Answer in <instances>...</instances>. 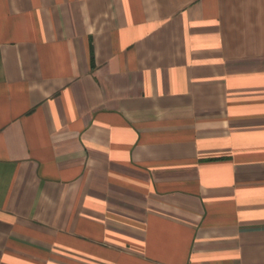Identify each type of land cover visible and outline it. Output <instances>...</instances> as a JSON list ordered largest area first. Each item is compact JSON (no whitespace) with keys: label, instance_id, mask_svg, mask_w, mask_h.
I'll list each match as a JSON object with an SVG mask.
<instances>
[{"label":"crops","instance_id":"obj_1","mask_svg":"<svg viewBox=\"0 0 264 264\" xmlns=\"http://www.w3.org/2000/svg\"><path fill=\"white\" fill-rule=\"evenodd\" d=\"M0 264H264V0H0Z\"/></svg>","mask_w":264,"mask_h":264}]
</instances>
